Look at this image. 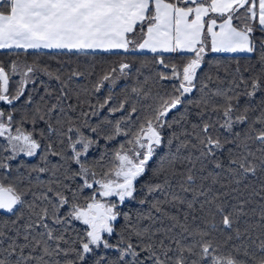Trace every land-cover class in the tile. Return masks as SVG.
Returning a JSON list of instances; mask_svg holds the SVG:
<instances>
[{
  "label": "snow or ice",
  "instance_id": "6c2138e0",
  "mask_svg": "<svg viewBox=\"0 0 264 264\" xmlns=\"http://www.w3.org/2000/svg\"><path fill=\"white\" fill-rule=\"evenodd\" d=\"M38 49H147L156 71L119 96L126 60L90 88L0 60V264H264V0H0V50ZM209 53L244 69L206 72ZM40 74L56 86L29 110Z\"/></svg>",
  "mask_w": 264,
  "mask_h": 264
},
{
  "label": "trees",
  "instance_id": "16d2710c",
  "mask_svg": "<svg viewBox=\"0 0 264 264\" xmlns=\"http://www.w3.org/2000/svg\"><path fill=\"white\" fill-rule=\"evenodd\" d=\"M166 58L169 57V54H164ZM155 56L154 53L151 52H143V51H137V50H129L128 52L125 51H83V52H76V51H53V50H28L27 52L23 50H0V60L4 61L7 65L9 60H16L18 62H27L29 64L33 63L34 61H38L42 64H47L50 66L52 70H56L57 68H60L62 71L67 72L70 71L73 68H79L81 71H85L86 75L82 78H79L77 81L78 85H83L84 87L90 88L92 83L95 82V80L98 78L99 75L103 74V72L109 67V65H112L116 62H119L120 60H126L128 62H131L134 64V67L131 71V73L118 81L117 85L114 88V93L123 96L124 89L128 87L129 89L131 87L137 86V82H139L141 85L144 84L145 78H150L154 76L156 69L152 68L151 61L153 57ZM247 59L246 54H232V53H209L206 57V60L208 63L204 67V71L210 72L212 74H215L217 71L216 65H219V71L222 76L225 75L224 69L228 68L229 71H232V69L235 66V61L239 60L241 65V70L243 71L245 66V61ZM255 61V55H253V62ZM142 62L147 64V67H141ZM137 69H140V72L137 73ZM87 71H93L92 76L87 75ZM19 79L18 76L13 77V80ZM40 80H44L46 83H50L53 87L56 86L55 81H48V78L44 76L43 74H40L37 78V84L36 87L38 89L37 93L34 96L33 103L30 105H27V108L29 110L33 109L36 104H42L40 101V96L43 95L44 89L40 86ZM152 81L149 79V84H151ZM32 86L29 85V88ZM110 86L106 85V88L102 90L100 93L96 94L95 97H92L93 102H95V99H103V97L107 94V89ZM14 88V85L10 83V89ZM28 95V93H25V97H22L20 101L16 102L13 107L21 108L25 104V98ZM194 97H198V93L193 94ZM243 102V101H242ZM0 107H7L3 103H0ZM107 114L106 111L101 113V116ZM74 115V114H73ZM16 119L19 120L20 116L17 114ZM93 121L97 118L93 117ZM193 120H195V117H192ZM26 127L31 128V125L28 124ZM44 127L43 123H39L37 125V129ZM2 139H0V143H2ZM167 149H162L160 154L162 155ZM175 151V147H173V152ZM187 152H182L181 155H186ZM20 159H25L24 157H21ZM29 163H37V158H32L28 160ZM156 163V160H153L151 162V166H154ZM181 171H184L186 165L179 166ZM211 168V165L209 166ZM219 171V170H217ZM45 178V177H42ZM264 178V176L258 175V178L254 181H251V183L259 187L261 179ZM222 180L227 179V176L221 177ZM200 181L197 180L196 184L199 185ZM210 183V181L205 182ZM215 188H219V185H215ZM171 191L179 192L178 187L173 186ZM87 194V193H86ZM155 196L162 197L163 193L156 192L154 193ZM151 198V197H150ZM188 198L191 199V193L188 194ZM200 200H203L204 198H199ZM257 203H254L249 206V208H255L257 213L260 210V203H264V201H259V198H257ZM198 207V204H197ZM148 205H144L143 208L139 205H125L122 209L123 211H129L130 209L135 212L139 210H147ZM183 210L186 209V205L182 206ZM67 209H65L66 211ZM172 211H176V209H172ZM198 214V213H194ZM251 214V213H250ZM146 224L147 221H144ZM199 223V221H197ZM124 221L123 219L119 220L117 222V228L119 229L121 226H123ZM159 226V225H157ZM74 227L76 229H81L82 225L80 222L76 221L74 222ZM179 231V229H177ZM72 233L70 232L69 235ZM117 235H113L109 238L110 242H115L117 239ZM191 239V238H189ZM104 252L103 249L98 251V255L100 253ZM107 255L109 257H115L116 253L114 251L109 250L107 252Z\"/></svg>",
  "mask_w": 264,
  "mask_h": 264
},
{
  "label": "crops",
  "instance_id": "0c3cea01",
  "mask_svg": "<svg viewBox=\"0 0 264 264\" xmlns=\"http://www.w3.org/2000/svg\"><path fill=\"white\" fill-rule=\"evenodd\" d=\"M38 50L68 51V50H59V49H38ZM134 50L150 52V50L147 49H134ZM86 51H104V50H86ZM112 51H124V50H112Z\"/></svg>",
  "mask_w": 264,
  "mask_h": 264
}]
</instances>
